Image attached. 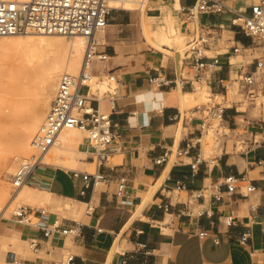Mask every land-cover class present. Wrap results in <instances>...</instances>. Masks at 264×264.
Instances as JSON below:
<instances>
[{"label": "crops", "instance_id": "0c3cea01", "mask_svg": "<svg viewBox=\"0 0 264 264\" xmlns=\"http://www.w3.org/2000/svg\"><path fill=\"white\" fill-rule=\"evenodd\" d=\"M178 1L175 33L184 35L181 7L194 0ZM258 1L226 0L243 13H250ZM163 2L168 1L148 0L146 11L116 8L103 34L97 32V41L102 40L98 48L108 57L94 61L92 74L115 86L103 94L90 90L88 101L110 114L115 139L109 158L98 164L84 135V156L77 167H37L28 184L50 196L43 200L46 206H31L29 222L0 217V264H12L10 251L20 264H264V126L250 125L256 116L232 104L221 123L234 131L258 128L260 138L254 142L247 134L242 148L236 143L229 150L226 142L220 144L222 152L206 154L205 133L196 141L198 122L187 123L180 116L186 111L182 94L193 89L175 82L158 86L151 80L174 79L179 73L177 60L153 49L145 36L146 30L157 28L159 21L152 16L161 15ZM231 17L228 11L200 15L216 40L208 53L216 51L220 61L203 79L211 74L210 92L224 99L237 84L238 73L253 71L255 57L262 54L256 40L233 25ZM162 48L170 50L168 45ZM149 92L162 95V101L155 96L137 100ZM154 103L161 106L147 112L145 125V106ZM95 173L103 177L95 180ZM229 175L247 176L255 190L247 191L238 180L236 191L229 192ZM55 226L74 233L47 236L43 228ZM32 240L38 242L36 248ZM12 244L19 251L9 249Z\"/></svg>", "mask_w": 264, "mask_h": 264}, {"label": "built area", "instance_id": "2783aa9c", "mask_svg": "<svg viewBox=\"0 0 264 264\" xmlns=\"http://www.w3.org/2000/svg\"><path fill=\"white\" fill-rule=\"evenodd\" d=\"M110 1L29 0L18 2L0 0V36L33 31L64 35L83 34L89 37L80 73L77 75L63 73L61 75L45 122L34 140L36 152L14 176L13 183L16 187L28 182L35 169L44 164L41 156L51 148L59 133L64 129L78 127L86 131V138L94 148L95 161L98 164H104L108 160L109 146L115 139L111 128L110 114L102 111L99 107H94L88 101L91 85L87 81L92 74L94 61L104 60L108 57L106 52L99 50L96 34L106 28L112 12L116 9L110 5ZM227 11L232 14L231 23L256 40L262 49V54L255 57V69L240 71L235 80L244 95V101L249 103L248 105L261 107L260 116H256L254 123L250 125L264 126V0L252 4L250 13H243L233 8L227 4L226 0H194L192 4L181 7V12L190 25L187 27V49L179 73L174 79L157 76L151 80L158 86L175 82L195 89L197 83L201 82L208 72L216 70L220 64L219 58L217 55L208 53L210 46L216 40L213 39L210 27L200 19V15L203 13L221 14ZM208 98L206 104L184 111L180 115L187 123H193L194 120L198 122L196 127L199 131L197 142L201 141L203 134L209 128L214 127L217 119L221 121L224 119L225 110L229 108V105L221 101L216 102L214 93L210 94ZM245 131L247 134H252L254 142L257 141L255 130L245 129ZM239 134L241 135V133ZM89 176L90 174L86 173L84 178L87 180ZM92 176L95 180L103 177L99 173L92 174ZM238 180L244 182L247 191L255 190L256 187L249 182L247 176L243 175L239 178L229 175L225 178L229 192L236 191ZM124 186L125 179L123 178L119 187L122 189ZM221 196L220 193H216V198H221ZM32 209L29 205H22L15 210L14 217L20 222H29L28 214ZM43 229L47 236L60 231L74 233L73 229H60L57 226ZM246 239L247 236H244V240ZM37 244L36 240L31 241V247L36 248ZM7 259L12 264L21 263L14 251L8 252ZM71 259L72 256L69 257V260Z\"/></svg>", "mask_w": 264, "mask_h": 264}, {"label": "bare ground", "instance_id": "6f19581e", "mask_svg": "<svg viewBox=\"0 0 264 264\" xmlns=\"http://www.w3.org/2000/svg\"><path fill=\"white\" fill-rule=\"evenodd\" d=\"M140 2L142 5L144 4V0H111L110 5L114 8L138 10L137 4ZM178 8H180L179 1L174 0L171 7L162 9L161 15L152 16L153 19L159 21V24L154 30L145 31L146 39L151 45H168L172 38L177 42L184 40L183 34L175 33ZM146 9L141 8L142 11H146ZM23 34H25L23 37H16L20 34L6 35L8 37L0 36L6 37L5 40L15 47L19 57L29 60L26 62L28 65L34 64L32 65L34 66L32 74L29 75L30 77L28 76V80L22 87H18L13 81H9L7 84L0 81V89L12 95L10 100L13 107L10 113V125L0 132V150L4 152L0 155V217L4 216L10 205L16 200L42 203L44 198L50 196L49 191L27 185V182L16 187L11 195L8 180L11 178L13 182L16 172L29 161L30 157L26 158L25 155L30 153L33 148L35 149L34 140L45 122L61 75L63 73L74 75L80 73L89 41V37L83 34L51 33L55 34L51 35L33 31ZM66 36H70V38H65ZM181 48L182 46L178 47V49ZM4 71L5 69L0 67V72ZM87 82L91 85L92 93H95L93 91L97 86L103 90L110 87L108 78L101 80L93 74H90V79ZM200 94L192 91L184 92L182 102L185 103L189 98ZM217 120L220 124L221 120ZM80 130L78 127L62 130L51 148L41 156L43 162L68 168L77 167L79 158L84 156L80 150L83 138ZM84 152L86 154V151ZM9 197L10 201L5 203Z\"/></svg>", "mask_w": 264, "mask_h": 264}, {"label": "rangeland", "instance_id": "374dc122", "mask_svg": "<svg viewBox=\"0 0 264 264\" xmlns=\"http://www.w3.org/2000/svg\"><path fill=\"white\" fill-rule=\"evenodd\" d=\"M143 1V0H141ZM146 4V5H144ZM144 4L142 5V3H138V11L141 10L142 7L147 8L148 6H150V4L148 3V0H144ZM170 2H163L161 3V8H169ZM180 11V10H179ZM181 15V19L182 22L180 21L179 24L181 23V25H183V32H184V40L182 42H177V40H175L174 38H172V40L170 41V43L168 44V46H170V50H166L163 49L161 45L158 44H150L148 42V44L153 47V49L156 50H160L163 51L166 55L169 56H173L179 65V69L180 66L183 62V56L184 53L187 49L186 45H187V40H188V34H187V27L190 25L188 21H186L184 19V17ZM100 32V33H99ZM98 32V34H103V30H100ZM25 34H20L16 37H23ZM51 35H55V34H51ZM8 37V36H6ZM6 37H0V67L4 68L5 71L3 73L0 74V81L3 84H7V82L9 81H13L16 83V85L18 87H22L23 85H25L26 81L28 80V76L32 74L33 70H34V64H30L28 65L26 62H29V60H23L21 57H19L16 54L15 51V47L7 42L5 39ZM10 37V36H9ZM15 37V36H14ZM65 38H70V36H66ZM99 42H102L101 39L98 40ZM179 46H182L181 49H178ZM216 51H210L209 54H213ZM32 62V61H31ZM33 62H37V61H33ZM239 63L244 62L243 57L240 58V60L238 61ZM33 67V68H32ZM234 76L237 75L236 72H234ZM30 77V76H29ZM90 79V78H89ZM210 79H211V74L208 75L207 79H203L202 82H199L195 89L192 90V92H199L201 93L198 96L195 97H191L189 98L184 104H183V109H185L186 111H189L192 108H196L200 105H204L208 102V95H210ZM110 82V88H114L115 86V82L112 80H109ZM238 84L235 83V86L231 87L228 93L227 98H223V97H216V102H222L225 103L227 105H231V104H235L238 103L240 105L241 109H247L249 110L251 113V115L253 116H260V110L261 107L260 106H253V105H248V103H246L244 101V95L242 94L241 90L238 88L237 86ZM99 86L94 88L95 93H97L98 91H100V94H103V92L108 91L109 88L107 89H101L98 88ZM112 90V89H110ZM109 90V91H110ZM11 97L12 95L8 94L6 91H2L0 89V132L8 127L10 125V113L12 111V104H11ZM227 100V101H225ZM242 101V102H240ZM219 124V121L216 120L215 121V125L213 128H209L210 130H208L207 132H205L204 138H203V145H204V149L206 150V154L207 155H213V154H218L220 152H222V148L220 146L221 143H228L229 142V150H233L236 143H238V148H242L244 147V143L241 142L242 138L244 136L247 135V132L245 131L244 128H240L238 130H231L228 128L227 125H225V123L223 122V124L220 122L219 126H217ZM219 129V130H217ZM251 130H258V132H260L261 130L258 128H251ZM82 131V132H81ZM252 132V131H251ZM80 133L84 136L87 135V132L84 130H80ZM241 133V135L239 134ZM227 134V135H225ZM248 135H251L250 133H248ZM219 137V139H218ZM246 138V137H245ZM257 138H260V136L258 135ZM247 141V140H246ZM35 149L33 148L32 151L28 154H26V158L31 157V155L34 153ZM4 153L0 150V155ZM9 182V187H10V194L12 195L14 193V190L16 188V186L14 185V183L12 182L11 178H9L8 180ZM27 185L28 184L27 182ZM8 201H10V197L8 198V200L5 203H8ZM51 200H49V202H51ZM22 205H30V206H46V203L44 202H28L26 200H16L14 201L10 207L8 208V210L6 211V213L4 214L3 217L1 218H8V219H12L14 218V212L16 209H18L20 206ZM63 212V211H61ZM64 213V212H63ZM26 247L28 250H30V243H26ZM9 249H16L18 250V246L12 244V247H10ZM8 249V250H9ZM19 251V250H18Z\"/></svg>", "mask_w": 264, "mask_h": 264}, {"label": "clouds", "instance_id": "9594fccd", "mask_svg": "<svg viewBox=\"0 0 264 264\" xmlns=\"http://www.w3.org/2000/svg\"><path fill=\"white\" fill-rule=\"evenodd\" d=\"M146 96H151V97L155 96L156 101H162V95L154 94V93H151V92H149L147 94L138 95L137 96V100L138 101H144ZM160 106H161L160 103H154L151 107H149L147 105L145 106V117H146L145 120H144L145 125H147V123H148L147 112L152 111V110H159Z\"/></svg>", "mask_w": 264, "mask_h": 264}]
</instances>
